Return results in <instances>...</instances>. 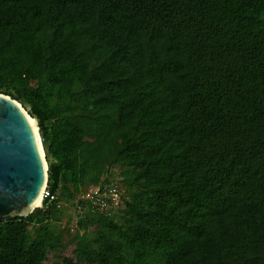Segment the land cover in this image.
Listing matches in <instances>:
<instances>
[{"label":"trees","instance_id":"obj_1","mask_svg":"<svg viewBox=\"0 0 264 264\" xmlns=\"http://www.w3.org/2000/svg\"><path fill=\"white\" fill-rule=\"evenodd\" d=\"M0 92L50 192L0 264H264V0H0ZM116 177L122 203L76 201Z\"/></svg>","mask_w":264,"mask_h":264},{"label":"water","instance_id":"obj_2","mask_svg":"<svg viewBox=\"0 0 264 264\" xmlns=\"http://www.w3.org/2000/svg\"><path fill=\"white\" fill-rule=\"evenodd\" d=\"M49 164L38 118L0 92V222L43 206Z\"/></svg>","mask_w":264,"mask_h":264},{"label":"built area","instance_id":"obj_3","mask_svg":"<svg viewBox=\"0 0 264 264\" xmlns=\"http://www.w3.org/2000/svg\"><path fill=\"white\" fill-rule=\"evenodd\" d=\"M115 176H119V174L115 175ZM112 186L108 187V190H106L105 187H101V186H83V188L81 189V192L78 195V201L81 199H86V198H90V199H95V204L100 206V207H106L111 203L114 204H118V203H122V199H121V191H120V187L118 182L112 183ZM105 190L104 192H101V190ZM49 190L48 188L45 191V197L49 195ZM97 195V197H96ZM80 211V209L78 210ZM95 215V213L93 214Z\"/></svg>","mask_w":264,"mask_h":264},{"label":"rangeland","instance_id":"obj_4","mask_svg":"<svg viewBox=\"0 0 264 264\" xmlns=\"http://www.w3.org/2000/svg\"><path fill=\"white\" fill-rule=\"evenodd\" d=\"M66 134H67L68 140H70L72 145H73V140H74V139H72L73 135L70 132H67ZM65 138H63L62 143L64 142ZM73 149H74V147H73ZM48 164H49V162H48ZM116 174L117 175L120 174V170H118V172ZM119 187H120V184H119ZM79 188H80V192H81V189L83 188V186L80 185V183H79ZM76 201L79 202L78 199ZM62 209H63V211H66V210L68 211V208L66 205L63 206ZM93 214L94 213H91L90 215L94 216ZM63 222L65 224L69 225V223H67L66 221H63ZM70 225H72V224H70ZM72 226H76V225H72ZM77 239H78V233L76 231V228H73L71 230V233L67 234L65 241L62 244V250H63V255L61 258L62 262H71L72 263L76 260V247H75V245H76Z\"/></svg>","mask_w":264,"mask_h":264},{"label":"flooded vegetation","instance_id":"obj_5","mask_svg":"<svg viewBox=\"0 0 264 264\" xmlns=\"http://www.w3.org/2000/svg\"><path fill=\"white\" fill-rule=\"evenodd\" d=\"M115 179H116V180H115V181H113V183H115V182H118V184H120V182H119V178H118V177H116Z\"/></svg>","mask_w":264,"mask_h":264}]
</instances>
